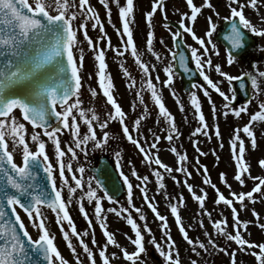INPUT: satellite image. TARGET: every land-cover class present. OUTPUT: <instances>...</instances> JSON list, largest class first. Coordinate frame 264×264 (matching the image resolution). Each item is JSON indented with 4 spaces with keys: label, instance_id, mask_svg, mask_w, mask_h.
<instances>
[{
    "label": "rangeland",
    "instance_id": "rangeland-1",
    "mask_svg": "<svg viewBox=\"0 0 264 264\" xmlns=\"http://www.w3.org/2000/svg\"><path fill=\"white\" fill-rule=\"evenodd\" d=\"M260 2L210 0L200 7L194 6L195 20L203 25L198 27L184 21L193 32L185 44L203 79L189 94L182 93L171 68L168 34L172 32L161 19L159 31L154 26L153 32L142 31L153 5L151 0L118 2L119 9L125 8L127 19H122V27L128 36L132 17L134 32L138 34L139 15L142 33L157 35L156 39L153 35L156 41L153 48L159 49L147 68L153 77L148 79L145 75V80L149 84L153 80L155 85L150 91L147 87L140 89L138 96L136 86L132 85L134 90L129 86L138 80V65H133L128 77L129 72L124 69V65L132 67L128 58L97 63L100 58H96L93 48L99 39L94 34L91 16L82 12L81 7L69 8L70 17L74 16L84 26L75 33L76 48L83 52L80 42L90 38V49L83 52L82 59L88 64L87 70L99 67L106 94L103 98L93 91L91 76L94 79L99 76L92 70L89 77L88 73L84 75L75 102L60 110L66 122L65 134L72 136L70 140L77 145L80 155L68 160L65 146L63 152L58 151L50 144L54 138L49 142L42 131L26 130L17 112L0 119V135L6 137L17 164L22 152H37L39 146L47 144L48 150L41 149L52 155L47 162L56 185L61 178L78 179L85 185L83 161L95 154L107 155L116 161L127 194L122 201L110 203L94 188L96 209L92 210L89 202L85 206L82 202L73 204L67 208L61 225L58 218L41 208L31 216L18 214L33 240L42 237L48 241L53 264H264V33L251 53L253 64L244 67L226 58L214 44L210 31L222 19L233 16L231 12L227 14L229 4L238 16L242 14L238 6L246 14L249 8L253 10L255 14H242L240 20L255 34H261L264 0ZM67 5L70 7L73 1ZM38 6L51 13L56 11L54 4L44 0ZM165 7L169 9L168 5ZM60 12L64 13V9L56 13ZM110 12L107 8L92 10L97 29L103 30L107 37L108 47L118 52L121 46L115 33L117 27L108 23ZM101 19L103 23H98ZM143 39L138 49L145 52ZM129 45L133 47L136 43L130 40ZM132 55L141 66L143 55L136 51ZM72 56L76 64L77 59L79 63L82 61L78 51ZM82 68L86 70L83 65ZM241 75L248 78L251 98L246 104L229 106L233 97L230 84ZM80 128L84 133H79ZM213 162L220 171L221 191L217 193L221 195L217 194V198L209 196L213 186L205 174H211L212 183L218 172L202 168ZM251 186L257 190L252 197L248 194ZM72 221L80 226L79 234L85 238L82 244L76 240L75 226L69 225ZM91 224L98 229L95 234ZM68 235L75 240L74 244H70Z\"/></svg>",
    "mask_w": 264,
    "mask_h": 264
},
{
    "label": "water",
    "instance_id": "water-1",
    "mask_svg": "<svg viewBox=\"0 0 264 264\" xmlns=\"http://www.w3.org/2000/svg\"><path fill=\"white\" fill-rule=\"evenodd\" d=\"M66 40L62 22L31 13L20 0H0V116L19 107L34 126L49 127L57 121L54 104L62 106L75 91ZM230 46L233 55L241 52V48L237 52L238 44ZM178 52L175 69L188 91L198 75L187 63V54ZM246 87L242 80L236 83V95L243 100L248 97ZM104 165L99 183L116 198L122 189L113 170ZM35 177L29 170L16 172L0 148V264L49 263L46 247L28 241L11 209L13 202L28 203V212L35 203L46 204L43 199L31 198ZM49 205L56 209L54 203Z\"/></svg>",
    "mask_w": 264,
    "mask_h": 264
},
{
    "label": "flooded vegetation",
    "instance_id": "flooded-vegetation-1",
    "mask_svg": "<svg viewBox=\"0 0 264 264\" xmlns=\"http://www.w3.org/2000/svg\"><path fill=\"white\" fill-rule=\"evenodd\" d=\"M92 161H94V158H93V160Z\"/></svg>",
    "mask_w": 264,
    "mask_h": 264
}]
</instances>
